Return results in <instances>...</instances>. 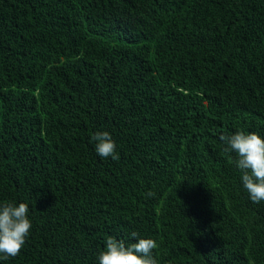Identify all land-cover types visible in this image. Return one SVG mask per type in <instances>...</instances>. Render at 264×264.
<instances>
[{"label":"trees","instance_id":"obj_1","mask_svg":"<svg viewBox=\"0 0 264 264\" xmlns=\"http://www.w3.org/2000/svg\"><path fill=\"white\" fill-rule=\"evenodd\" d=\"M240 130L264 138V0H0V203L32 221L0 264H99L109 237L264 264V201L219 139Z\"/></svg>","mask_w":264,"mask_h":264},{"label":"clouds","instance_id":"obj_2","mask_svg":"<svg viewBox=\"0 0 264 264\" xmlns=\"http://www.w3.org/2000/svg\"><path fill=\"white\" fill-rule=\"evenodd\" d=\"M227 145L225 153H236V167L241 171L244 188L254 204L264 201V138L257 133L240 130L231 135H221ZM96 144V152L102 158L119 160L116 144L108 132H97L91 136ZM154 196L153 192L147 194ZM32 229L29 205L24 202L0 203V258L7 260L17 257ZM132 237H137L133 232ZM135 243L125 244L123 240L109 237L105 248L99 252V264H158L153 250L158 247L151 238H139Z\"/></svg>","mask_w":264,"mask_h":264}]
</instances>
